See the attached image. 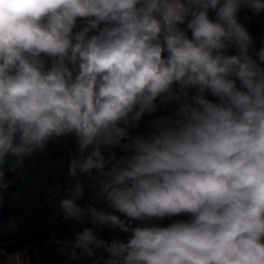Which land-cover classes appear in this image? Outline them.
Wrapping results in <instances>:
<instances>
[{
	"label": "clouds",
	"instance_id": "1",
	"mask_svg": "<svg viewBox=\"0 0 264 264\" xmlns=\"http://www.w3.org/2000/svg\"><path fill=\"white\" fill-rule=\"evenodd\" d=\"M243 7L261 13L264 0H0V187L9 156L16 171L74 135L83 158L68 175L97 170L96 195L127 219L81 208L78 179L60 200L63 218L131 232L109 243L84 228L72 259L103 248L104 264H264V48L259 62L249 54ZM189 15L191 39L178 27ZM78 19L86 26L74 32ZM158 99L179 107L122 144ZM102 146L125 155L105 158ZM181 213L191 221L127 222Z\"/></svg>",
	"mask_w": 264,
	"mask_h": 264
},
{
	"label": "trees",
	"instance_id": "2",
	"mask_svg": "<svg viewBox=\"0 0 264 264\" xmlns=\"http://www.w3.org/2000/svg\"><path fill=\"white\" fill-rule=\"evenodd\" d=\"M209 17L214 20L215 11L209 10ZM190 19L191 16L189 15L186 17L185 23L179 24L178 27L191 39V30L187 27ZM238 21L248 29L253 37V45L249 49V54L259 62L255 53L264 48V12L256 14L251 9L243 7L238 14ZM84 26H86V22L78 19L73 31H80ZM103 26V24L100 25V27ZM92 34V32L89 33V35ZM226 54L236 55L238 54V49L230 47ZM164 55L166 56L167 53L165 52ZM41 58L45 61L46 68L51 67V59L49 57L42 56ZM261 66L264 67V64ZM237 85L238 87L240 86L239 81H237ZM179 88L178 84L173 86L174 91H178ZM194 94L195 90H189L188 102H191L190 98ZM205 96L216 102V98L210 91L205 93ZM181 102L184 101L182 100ZM156 106V111L151 114L146 113L142 116L138 125L128 129L129 133L132 134L131 140L140 136L147 137L150 133L155 132V128L151 126L153 121L173 112L179 107V104L172 102L166 105L158 99ZM120 126L123 127L124 125L121 124ZM91 151L92 149H88L84 155L86 156ZM111 152H115L118 159L125 155L124 150L120 147L109 148L107 152L102 153L107 158ZM74 158H83L80 156L77 138L74 135L61 137L56 142H49L43 152L38 151L32 157L25 159L23 166L16 171L11 170V165L16 158L12 156L7 158L8 163L3 167L6 187L17 185L12 198L7 202L13 208V214L7 220L0 222V247L26 242L25 247L28 248L30 257L29 264H65V261L73 263L80 261L84 264H89L87 262L88 256L80 249H75L79 254V259L71 258L70 254L73 249L66 248V238L68 239L70 236L83 231L84 228H91L99 239L107 241L110 237V232L116 228V239L123 242H127L130 239L131 235L129 236L128 233L122 232L119 227L111 225L96 226L90 220L84 223H76L72 219L65 220L63 218L59 203L61 199L66 198L68 194L66 189L70 186L74 187L78 179L83 185H89L90 189L98 191V180L93 178H102L95 169L88 174L78 173L77 178L68 175V165ZM107 167H110V165ZM91 186H95V188ZM99 204V202L91 201L84 193L79 201L81 208H87L91 205L105 210ZM116 215L120 216L121 219H127L124 214L118 213ZM191 219V214L181 213L176 216L163 217L161 224L163 227H168L177 221H191ZM10 222L14 223V228L9 227ZM144 226L151 227L149 224ZM48 240H53L54 242L48 243ZM58 240L61 242L56 244ZM61 250H63V253ZM103 250V248L95 249V255L90 258L96 261ZM3 251V255L0 254V264H12L9 261V257L21 250ZM35 251L39 253V261L36 260ZM97 264H104V259L99 263L97 262Z\"/></svg>",
	"mask_w": 264,
	"mask_h": 264
},
{
	"label": "built area",
	"instance_id": "3",
	"mask_svg": "<svg viewBox=\"0 0 264 264\" xmlns=\"http://www.w3.org/2000/svg\"><path fill=\"white\" fill-rule=\"evenodd\" d=\"M131 138H132V134L131 133H129V135H128V137H126L123 141H122V144L123 143H130V141H131ZM57 141V139H53L52 141H50V142H56ZM89 186V185H88ZM91 187H93V188H95V186H91ZM89 188H90V186H89ZM91 191H93V196L91 197V201H94V202H99L100 204L99 205H102V207L106 210V211H108V212H110V213H112V214H118L119 212H116L114 209H112L111 207H109V205L107 204V202L103 199V198H101V197H98L97 195H96V190L95 189H90ZM119 214H122V213H119ZM163 221V218H159V219H156V218H153V219H151V220H144V221H138V220H128L127 222L129 223V225L131 226V227H136V226H144V225H147V224H149L150 226H159V227H163L162 226V224H161V222ZM111 234H110V237H109V239L107 240V242H109V243H111L113 240H115L116 239V228H114L111 232H110ZM126 233H128V235L130 236L131 235V232H126ZM48 243H52V242H54L53 240H48L47 241ZM61 241L60 240H58V241H56V244H59ZM25 249V248H24ZM20 252V251H19ZM19 252H17V253H19ZM3 253H4V251L3 252H0V254H2L3 255ZM108 256V253L105 251V250H103V252H102V254H101V256L99 257V258H97V260L96 261H93L92 260V262H88L89 264H97V262L99 263V262H101L102 261V259L103 258H106ZM88 258H90V257H87V261H88ZM91 259V258H90ZM65 264H84V263H82V262H80V261H78L77 263H73V262H71V261H65L64 262Z\"/></svg>",
	"mask_w": 264,
	"mask_h": 264
},
{
	"label": "water",
	"instance_id": "4",
	"mask_svg": "<svg viewBox=\"0 0 264 264\" xmlns=\"http://www.w3.org/2000/svg\"><path fill=\"white\" fill-rule=\"evenodd\" d=\"M17 184L13 187H0V222L7 220L13 214V208L7 203L13 196ZM26 242H20L15 245H7L0 247V252L6 250L8 252L23 250Z\"/></svg>",
	"mask_w": 264,
	"mask_h": 264
},
{
	"label": "rangeland",
	"instance_id": "5",
	"mask_svg": "<svg viewBox=\"0 0 264 264\" xmlns=\"http://www.w3.org/2000/svg\"><path fill=\"white\" fill-rule=\"evenodd\" d=\"M89 149H91V148H89ZM109 150V148H107V147H101V151L103 152V153H105V152H107ZM84 188H85V191H84V194H86L87 195V197L88 198H90L91 199V197L94 195L93 194V191H91L90 190V188H89V186L88 185H84ZM68 196V194L66 195V197ZM79 201L80 200H78L77 201V204L79 205ZM74 239H75V235H73V236H70L68 239L66 238L65 239V245H66V248L67 249H70V250H72L73 248H72V243L74 242ZM16 254V253H15ZM14 254V255H15ZM17 254H20L21 255V258L24 260V261H26V264H29V259H30V257H29V250H28V248L26 247L25 249H23V250H21L19 253H17ZM35 257H36V260L37 261H39V253H38V251H35ZM9 261H10V263H12V264H14V261H13V259H12V255L9 257ZM92 262V259H90V258H88V261L87 262Z\"/></svg>",
	"mask_w": 264,
	"mask_h": 264
},
{
	"label": "flooded vegetation",
	"instance_id": "6",
	"mask_svg": "<svg viewBox=\"0 0 264 264\" xmlns=\"http://www.w3.org/2000/svg\"><path fill=\"white\" fill-rule=\"evenodd\" d=\"M26 248V247H25Z\"/></svg>",
	"mask_w": 264,
	"mask_h": 264
}]
</instances>
